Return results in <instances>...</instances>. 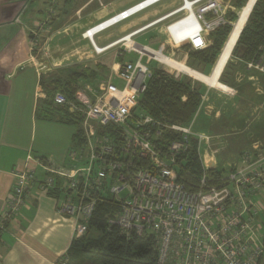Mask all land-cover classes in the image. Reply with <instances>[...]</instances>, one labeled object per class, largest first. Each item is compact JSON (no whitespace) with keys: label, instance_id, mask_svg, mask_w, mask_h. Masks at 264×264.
<instances>
[{"label":"built area","instance_id":"2783aa9c","mask_svg":"<svg viewBox=\"0 0 264 264\" xmlns=\"http://www.w3.org/2000/svg\"><path fill=\"white\" fill-rule=\"evenodd\" d=\"M180 1L176 9L129 34L136 46L129 45L125 35L102 52L95 48L104 53L124 44L128 52L138 56L118 66L116 75L124 83L123 88L109 82L92 99L79 92L81 108L64 94H56V104L79 113L83 142L69 149L68 168H46L52 176L44 182L43 189L57 195L59 215L74 220V240L87 234L98 203L102 197H109L118 208L110 224L127 238L152 237L159 264H264V235L259 234L258 226L264 196V149L245 152L241 165L230 170L218 186L208 185L209 169L201 161L200 185L196 191H189L179 182L178 159L190 151L193 139L198 141L201 159L202 145L208 141L194 132L195 119L186 127H167L178 139L162 145L158 138L162 133L160 124L136 112L153 76L152 63L166 65L156 56L170 58L167 51L171 46L190 44L196 51L206 48L207 34L222 22L219 1ZM130 14L133 12L124 10L100 23L99 28L113 24L97 34L137 15ZM209 16L213 18L209 20ZM188 19L197 24L195 29L180 34L188 27ZM45 22L38 24L34 38L48 29ZM159 24H167V40L157 48L134 41L137 35ZM88 32L85 37L95 47ZM248 67L264 72V64L248 63ZM28 159L30 162L31 157ZM34 175L28 163L13 172L14 183L0 228L25 206ZM68 263L65 255L54 264Z\"/></svg>","mask_w":264,"mask_h":264},{"label":"crops","instance_id":"0c3cea01","mask_svg":"<svg viewBox=\"0 0 264 264\" xmlns=\"http://www.w3.org/2000/svg\"><path fill=\"white\" fill-rule=\"evenodd\" d=\"M22 1L0 0L4 8L0 9V223L12 191L13 172L28 163L40 182L44 166L65 168L63 165L68 161V151L77 133L72 124L60 121V113L47 111L48 99L42 82L65 79L69 71L92 69L103 78L80 83L81 88L85 85L91 90L92 85L113 83L114 78L120 79L116 75L119 64L135 60H127L131 55L125 53L120 58L116 47L105 51V55L98 52L124 35V39L132 40L131 32L180 4V0H169L153 10L156 13L161 9L153 17L152 12L145 13L134 19L135 22L97 34L113 24L99 28L100 23L122 11L130 10L133 16L161 0H85L78 10L56 18L46 31L34 38V27L44 18L50 1L31 0L35 6L33 14L27 17L33 9L28 8L16 22L11 21L5 15L6 9ZM186 23L188 27L180 34L193 31L197 25L190 19ZM124 27L128 28V35L121 31ZM88 29L94 31L91 39L95 47L85 37ZM149 33L151 30L137 35L136 42ZM168 52L174 60L176 48L171 46ZM231 64L228 80L231 86L223 84L230 95L223 94L225 91L220 92L221 89L202 88V103L195 117L198 120L203 116L206 120V132H196L208 140L202 145L200 160L209 170H224L226 174L241 165L245 152L264 149V72L249 68L248 64L245 67L235 59ZM217 66L205 77H212ZM74 227V220L59 215L57 195L45 191L38 182L33 183L20 216L0 236V264L59 263L72 247Z\"/></svg>","mask_w":264,"mask_h":264},{"label":"trees","instance_id":"16d2710c","mask_svg":"<svg viewBox=\"0 0 264 264\" xmlns=\"http://www.w3.org/2000/svg\"><path fill=\"white\" fill-rule=\"evenodd\" d=\"M61 1H65L63 16H69L74 10L81 7L80 4L76 5V0ZM247 1H240L237 3V6L242 7L246 3L248 4L249 1ZM232 20H236V17L233 16ZM235 24L233 29L235 28ZM233 29L230 25L219 28L210 35L212 44L209 47H206V49L201 52L191 51L189 57L196 59L201 64L199 67L197 65L198 63H192V68H198L199 70L201 67H212L217 57L220 55L215 65L216 67L231 40H229V38ZM235 46L236 48L234 47L235 49L232 51L233 59L244 63L245 67L248 63L254 65L264 64V0H257ZM187 48L188 47H185L186 51L189 49ZM167 53L169 52L167 51ZM230 58L231 56L228 61ZM225 66V69H223L224 71H222L223 73H221L220 82L227 86H231L228 81L231 77V61ZM227 75H230V77H227ZM98 77V73L92 69H81L69 71L65 79H56L51 83L43 81L42 85L47 94L46 98L48 99L47 111H57L60 113L61 122L69 125L72 124L73 126L81 124L80 122L82 119L79 113H71L68 108L69 106L56 104L54 100L55 96L58 93H62L71 103L81 108L82 105L78 102L76 95L77 92L79 93L78 89L80 88V83L95 81ZM202 88L203 86L196 85V83L193 84L192 81L188 79H180L165 70L153 67V76L147 83L146 92L142 95L136 112L148 115L160 124V129L162 131L161 136L158 137L161 142L160 144L168 145L169 142H173L178 139V137L167 127L173 125L186 127L195 119L202 103ZM82 134V129L77 131L73 140L75 144L78 142L77 145L80 144V146H82ZM191 143L192 147L190 151L178 159L177 168L180 175L179 182L182 183L187 190L196 191L203 176V168L197 153L198 141L193 139ZM75 144L73 148H76ZM47 167L50 166H44V177L40 182L37 172H35V180L30 184L29 191L32 184L36 182L43 188L44 182L52 176L47 171ZM225 175L226 172L224 170H209L207 179L208 185H221V181ZM49 192L55 194L53 191ZM22 209L23 208L20 209L18 215L12 221L2 225V228H0V236L5 227L20 216ZM117 213L118 208L113 201L109 197H102V201L98 203L94 217L88 225L87 234L82 239L73 241L72 247L67 254V258L69 259L68 264H71L73 260L84 262L86 259L98 264H159L158 253L155 249V242L152 237L132 236L127 238L117 226L110 224V221L116 218Z\"/></svg>","mask_w":264,"mask_h":264},{"label":"rangeland","instance_id":"374dc122","mask_svg":"<svg viewBox=\"0 0 264 264\" xmlns=\"http://www.w3.org/2000/svg\"><path fill=\"white\" fill-rule=\"evenodd\" d=\"M50 2V4H48L47 5V8H46V12H45V15H44V18L39 22V23H41V24H43V22L44 21H48V24H49V26H51V24L53 23V21L56 19V18H58V17H60V16H62L64 13H63V11H64V4H65V1H61V0H49ZM85 0H76V5H78V4H80V6H83V2H84ZM167 1H169V0H165V1H163V2H160L159 4H157L156 6H154V7H151V8H149V9H147V10H145V11H143V12H141V13H139V14H137V15H135V16H133V17H131V18H129V19H127V20H125V21H123V22H121V23H119V24H117L116 26H113V27H110L109 29H107L106 31H109V30H113L114 28H116V27H119V26H121V27H123L124 25H128L130 22H135L134 21V19H137V18H139L141 15H143V14H145V13H149V12H152L153 13V15H152V17L154 16V15H156L159 11H161V9H159L156 13H154L153 12V10L155 11V9H158L160 6H162L164 3L166 4L167 3ZM217 1H219L220 2V4H221V10H222V17H219V19H221L222 20V22H221V24H219L218 26H214L215 28L211 31V32H209L208 34H207V37H206V40H207V47H209L211 44H212V40L210 39V35L212 34V33H214L216 30H218L219 28H221V27H225V26H227V25H230L231 27H232V29H233V26H234V24H235V28L237 29V27H236V25L238 26V24H239V22H240V20L242 19V17H243V15L245 14V12H246V10L248 9V6H249V3H250V0H240V1H247L248 2V4H247V6H246V8H245V10L243 11V13H242V15H241V11L244 9V7H245V5H243L242 7H239V6H237V3L238 2H240L239 0H217ZM180 4H181V1H180ZM180 4H178V6L180 5ZM1 5L2 4H0V9L2 10V8H3V5H2V7H1ZM17 5V6H16ZM9 6H11V5H8L7 7H9ZM15 8H14V7ZM178 6H176V7H178ZM6 7V6H5ZM34 4L32 5L31 4V0H24V2L22 1L21 3H16L15 5H12V9L11 8H7L6 10L8 11V13H6L5 15H8L9 16V19L12 21L13 19H14V22H16V20H18L19 19V16H21V15H23V14H25V12H26V10L29 8V9H31V8H33L32 9V11H30L29 12V14L27 15V17H30V15H32L33 14V12H34ZM75 7H77V6H75ZM4 9V8H3ZM71 9V8H70ZM78 10V9H77ZM76 10H74V12H75ZM239 12V13H238ZM238 14H239V18H238ZM251 14V13H250ZM233 16H235L236 17V20H232V17ZM241 16V17H240ZM250 16V15H249ZM82 17V16H81ZM213 17L212 16H209L208 17V19L210 20V19H212ZM249 18V17H248ZM74 19V18H73ZM155 20H156V18H154ZM153 19V20H154ZM152 20V21H153ZM248 20V19H247ZM45 22V23H46ZM151 22V21H150ZM238 22V23H237ZM247 23V22H246ZM140 24V23H139ZM167 26V24H159V25H157V26H155V27H153V28H151V33H149V34H147L146 36H143V37H139V38H137V42L139 43V44H141V45H151L153 48H157L158 47V44L159 43H161V42H164V41H166L167 40V37H166V34H165V27ZM245 26H246V24H245ZM244 26V27H245ZM37 28H38V25H35V27H34V30H33V33L34 32H36V30H37ZM233 29V31H232V34H231V36H230V38H229V40L231 39V37L233 36V33L235 32L234 30H236V29ZM127 27H124V28H122V30L121 31H123V32H127ZM244 29V28H243ZM89 30V29H88ZM105 31V32H106ZM149 31V30H148ZM243 31V30H242ZM120 32V31H119ZM130 32H131V30H130ZM129 32V33H130ZM104 33V32H103ZM231 33V32H230ZM125 34V33H124ZM127 34H128V32H127ZM125 36V35H124ZM240 37V36H239ZM239 39V38H238ZM136 39H134V41H135ZM228 40V41H229ZM150 41L151 42H153V44H151L150 43ZM238 41V40H237ZM229 43H230V41H229ZM237 43V42H236ZM171 45V44H170ZM236 45V44H235ZM128 47H131V46H129V45H127ZM185 47H188L187 49V51L185 50ZM191 45L190 44H185V45H181L180 47H175L176 48V51H177V54L175 55V61H177V63H178V65L179 64H181V65H179V66H181V68L180 69H182V68H185V69H189V70H192V71H194L195 73H198V74H200V75H202V76H210V74H211V72H212V70H213V68L215 67V65H216V63H217V61H218V58H219V56L217 57V59H216V61H215V64L212 66V67H207V68H205V67H201V69H199L198 70V68H192V66H191V64L192 63H195V64H197L199 67H200V62H198L196 59H194V58H190L189 56H190V52L191 51H193L192 49H191ZM235 48H236V46H235ZM234 48V49H235ZM116 49H117V51L120 53V55H122L123 53H125V54H127V55H131V56H127V60H136L137 58L133 55L134 53L133 52H128L126 49H125V47H124V44H120V45H117L116 46ZM206 48H203V49H201V50H198L199 52H201L202 50H205ZM194 51H196V50H194ZM222 51V50H221ZM234 51V50H233ZM105 53V52H104ZM104 53H102V55L104 54ZM132 53V54H131ZM170 54V53H169ZM221 54V53H220ZM105 55V54H104ZM119 55V57L120 58H122V56H120ZM100 57H102V56H100ZM108 60H110V59H108ZM231 60H233V52H232V55H231V58H230V60L228 61V63L231 61ZM184 63V64H182V63ZM101 64H102V62H100ZM106 63H107V61H106ZM227 63V64H228ZM226 64V65H227ZM174 65H176V66H178L176 63H174ZM152 68L154 67V68H158V69H162V70H165V71H167L168 73H170V74H172V75H175L176 77H179L180 79H188V80H190V81H192V83L194 84V83H196V85H199V86H203V88L204 87H208V88H210V89H221L220 87H218V86H220V84H219V77L217 78V79H215L211 84H208V83H205V82H203V81H201V80H199V79H196V78H194L193 76H191V75H188L186 72H181V71H179L178 69H176L175 67H168L167 65H163V64H159V63H157V62H153L152 63V66H151ZM218 67V66H217ZM226 67V66H225ZM225 69V68H224ZM224 71V70H223ZM216 72V71H215ZM223 73V72H222ZM214 75L215 74H213V76L212 77H205V78H207V79H212L213 77H214ZM220 75H222V74H220ZM100 78H103V77H101V76H99ZM227 77H230V75H227ZM105 83H107V81H104ZM113 83H114V85H116L117 87H119V88H123L124 87V83L120 80V79H113ZM221 85H223V84H221ZM86 87L87 86H85L84 85V89L83 88H79L78 89V91L80 92L81 90L85 93V94H87L88 95V97L90 98V97H96V96H98L99 94H101L102 92H103V88H104V86H99V87H96V85H92V86H90V88H91V90H88V89H86ZM220 92H222V90H220ZM223 94H227V95H230L229 94V92H227V91H225V92H222ZM76 95H78V92H77V94ZM76 95H75V97H76ZM92 99V98H91ZM199 118V117H198ZM206 120L203 118V116H200V118L198 119V120H195V123H194V131L195 132H199V133H205L206 132ZM73 128V131L74 132H76V131H78V130H80V129H82V125L81 124H79V125H74V127H72ZM78 143V142H77ZM77 143L75 144V142H73V146H74V144H75V147L76 148H78L79 146H80V144L79 145H77ZM72 146V147H73ZM71 147V148H72ZM64 167H68L69 166V161H67V163L65 164V165H63ZM227 175V174H226ZM262 200H263V204H262V206H260L259 207V217H258V226H259V234L260 235H263L264 234V196H263V198H262ZM71 264H98V263H96V262H93V261H91V260H89V259H86L84 262H81V261H79V260H73V261H71Z\"/></svg>","mask_w":264,"mask_h":264},{"label":"bare ground","instance_id":"6f19581e","mask_svg":"<svg viewBox=\"0 0 264 264\" xmlns=\"http://www.w3.org/2000/svg\"><path fill=\"white\" fill-rule=\"evenodd\" d=\"M156 2V0H154ZM257 0H250V3H249V6H248V9L246 10L245 14L243 15L242 19L240 20L238 26H237V29L235 30L231 40H230V43H228L226 49L224 50V53L220 59V62L218 64V67L216 69V72H215V75L212 79H207L205 78L204 76L198 74V73H195L194 71L192 70H189V69H185V68H181V66L178 65L177 61L169 58V57H162L160 55H157L156 58L160 59L163 63H165L168 67H175L176 69H178L179 71L181 72H186L188 75H191L193 76L194 78L196 79H199L205 83H208V84H211L215 79H217L220 74L222 73L223 69H224V66L226 65L229 57L231 56V53L235 47V44L247 22V19L252 11V8L255 4ZM154 2V3H155ZM243 10L241 11V14H242ZM87 36H89L90 38H92L94 36V31L93 30H89V32L87 33ZM124 40H128V44L129 45H134V42L130 39H124ZM136 46V45H134ZM174 63H176L178 66L174 65ZM220 88L221 90H224V91H227V88L224 86V85H220Z\"/></svg>","mask_w":264,"mask_h":264},{"label":"water","instance_id":"95a60500","mask_svg":"<svg viewBox=\"0 0 264 264\" xmlns=\"http://www.w3.org/2000/svg\"><path fill=\"white\" fill-rule=\"evenodd\" d=\"M256 2H257V1H256ZM256 2H255V4H256ZM255 4H254V6H255ZM254 6H253V7H254ZM252 10H253V8H252ZM251 12H252V11H251ZM241 33H242V32H241Z\"/></svg>","mask_w":264,"mask_h":264}]
</instances>
